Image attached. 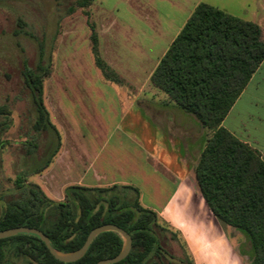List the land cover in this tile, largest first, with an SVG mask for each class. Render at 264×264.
<instances>
[{"label": "rangeland", "instance_id": "1", "mask_svg": "<svg viewBox=\"0 0 264 264\" xmlns=\"http://www.w3.org/2000/svg\"><path fill=\"white\" fill-rule=\"evenodd\" d=\"M224 1L229 3V13L256 23L251 18L256 12L251 3L248 7L241 0ZM85 9L96 27L99 53L124 80L121 85L105 80L95 67L90 29L80 9L66 16L57 0H0V106L7 113L0 115V122H7L0 132V195L14 192L16 169L28 173L41 167L55 144L49 129L32 130L36 115L23 82V73L35 67L41 42L43 65L47 58L51 63L43 81V101L61 146L50 164L27 176L26 182L37 184L48 198L62 200L64 188L76 180L78 169L87 168L88 154L98 151L96 158L111 176L101 181L102 186L115 179L132 185L144 204L156 208L174 184L157 176L155 167L164 172L168 167L178 172L183 166L192 170L206 135L164 92L143 84L175 25L151 42L148 26L132 17L124 0H94ZM106 140L100 151L99 143ZM224 229L245 264L249 257L246 237L232 227ZM180 242L174 238L167 245L176 261ZM13 262L25 264L17 259Z\"/></svg>", "mask_w": 264, "mask_h": 264}, {"label": "trees", "instance_id": "2", "mask_svg": "<svg viewBox=\"0 0 264 264\" xmlns=\"http://www.w3.org/2000/svg\"><path fill=\"white\" fill-rule=\"evenodd\" d=\"M92 1L57 0V4L66 16L78 9L83 12L90 29L95 67L105 80L121 85L124 80L100 56L96 27L85 9ZM261 35L256 23L200 2L149 76L154 87L205 131L193 167L194 183L216 220L246 237L249 257L245 264H264V161L221 122L264 59ZM43 62V45L39 42L37 62L32 70L23 73V82L30 91L36 115L32 130L39 133L49 129L55 144L41 167L28 173L16 169L14 192L0 195V230L37 228L54 249L70 252L83 244L91 229L114 224L130 235L131 247L124 259L111 264H193L180 233L154 210L144 207L139 190L132 185L72 184L64 188L63 199L57 201L48 198L37 184L26 182L27 176L50 164L61 146L59 132L43 101V81L50 74V58L45 66ZM0 115H7L3 106ZM6 124L0 122V132ZM174 238L181 241L177 261L167 249ZM121 247L118 233L101 232L79 260L64 263L49 253L38 236L19 233L0 239V264H14L13 259L25 264H95L114 257Z\"/></svg>", "mask_w": 264, "mask_h": 264}, {"label": "crops", "instance_id": "3", "mask_svg": "<svg viewBox=\"0 0 264 264\" xmlns=\"http://www.w3.org/2000/svg\"><path fill=\"white\" fill-rule=\"evenodd\" d=\"M124 1L132 17L148 26V30L153 35L151 42L155 41L157 35L165 33L166 27L175 25L168 45L198 3L203 2L227 13L230 12L228 9L229 3L224 0ZM241 1L246 2L248 7L250 3L254 6L256 12H252L251 18H256L255 22L262 26L261 30H264V0ZM166 49L155 60L154 67ZM106 62L111 66L108 61ZM152 70L146 76V82L143 84L149 83L151 87H154L149 81ZM163 105L167 106L166 104ZM169 105L174 104L170 102ZM159 111L163 112L164 109H159ZM221 125L240 141L254 148L264 161V59L252 73L240 95L223 118ZM106 143H108V140L99 143L100 151H103ZM96 157H99L98 151H95L92 156L88 154L89 164L84 165L87 167L84 171H81V168L78 169L73 184L90 187L102 186L104 183H101V181L111 177L107 175L108 168L104 167V162L101 165ZM168 168H165L167 169L165 172L156 167L154 169V172L158 173L157 176L159 175L174 184L164 202L155 208L144 204L140 196V203L144 207L154 210L160 218L180 233L191 255L193 264H241L236 249L224 231V226L216 220L202 196L196 190L193 168L186 171L183 166L179 172L174 168L173 171ZM117 183L125 184L117 179L111 181L110 184ZM61 197L63 198V193ZM58 199L60 200V198Z\"/></svg>", "mask_w": 264, "mask_h": 264}, {"label": "water", "instance_id": "4", "mask_svg": "<svg viewBox=\"0 0 264 264\" xmlns=\"http://www.w3.org/2000/svg\"><path fill=\"white\" fill-rule=\"evenodd\" d=\"M105 231H114L118 233L122 239V247L120 251L118 252V254H116L114 257L98 260L95 264H111V263L121 261L122 259L126 257V255L128 254L130 250L131 237L125 230H123L122 228L114 224H102L100 226H97L91 229L88 232L83 244L78 249L70 251V252H61V251L54 249L50 245V242L47 236L44 233H42L40 230H38L37 228H33V227L17 226L13 228L0 230V239L7 238L10 236L19 234V233L34 234L39 237V239L46 246L49 253L55 259L61 262H64V263H69V262H74L76 260H79L85 254L92 239L99 233L105 232Z\"/></svg>", "mask_w": 264, "mask_h": 264}]
</instances>
